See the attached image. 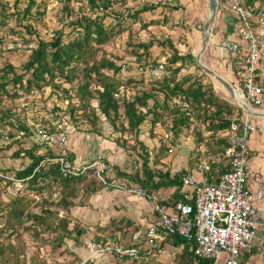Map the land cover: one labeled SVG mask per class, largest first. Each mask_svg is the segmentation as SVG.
<instances>
[{
    "label": "trees",
    "instance_id": "obj_1",
    "mask_svg": "<svg viewBox=\"0 0 264 264\" xmlns=\"http://www.w3.org/2000/svg\"><path fill=\"white\" fill-rule=\"evenodd\" d=\"M63 1L64 5L61 9L60 19L66 15H75L76 12L70 5L71 0ZM258 1L264 4V0H248L250 4ZM128 2L129 0H87L86 6L89 14L82 11L83 6H85V3H83V6L79 8L80 15L75 16L70 21L71 26L81 28L80 32L72 38L64 39L65 36L69 38V35L74 32L71 29L67 32L64 30L58 31L50 39L39 38L35 41L36 45L29 47L31 53L21 72H17L16 66L6 59L4 65L0 67V96L6 95L11 99H15L24 96V93L33 92L34 89L44 91L45 87L51 86L50 95L57 92L58 98L64 97L68 100L67 109H69L71 116L76 110H83L81 116L89 118L93 123V130L91 131L95 130L99 123L98 120H101L103 116L114 125L115 130L121 131L122 134L123 132H134L137 141L139 140L140 125L147 119L149 114L154 116L152 126L159 122L165 123L167 119H171L170 123L165 126L172 133L173 141L174 139H180L184 128H189V125L195 119L201 118L207 124V131L211 133L208 139L201 132L198 133L196 146L192 151L194 157L190 160L191 165H194L196 161L204 158L208 159L210 156L223 151L227 146V142L225 137L221 136V133L230 128L231 118L240 117L243 109L233 101L224 99L215 91L213 85L205 87L193 75L180 76L185 63L187 61H193L192 63H194L195 59L192 53L180 54L171 37L157 40L158 45L173 49V53L166 56L168 74L162 79L153 80L152 86L137 91L133 99H128L125 95H122V86H128L130 83L136 86H144V78L139 81L131 78L126 81L121 80L118 74L123 65L126 64L119 65L114 59L107 56L105 50H102L101 57H98V53L102 45L114 40L117 36H121L129 26L124 21L122 23V15L117 14H114L117 16V23L106 25L105 15L109 13L115 4L119 3L125 6L129 4ZM224 4V0H219V5ZM161 5L160 2H147L140 10H135L132 17L134 20L136 18L140 19L143 12L155 10ZM169 5L167 4L165 8L164 6L161 7L168 8V11L169 9L177 11L181 8L179 3H169ZM12 8L13 10L9 14L6 6L3 5L0 17L13 18L14 16L18 24L26 28L29 33H33L34 28L31 29L30 23L24 27V20L29 22L37 20L46 12V8L42 7L39 0H15ZM165 19H169V16L166 15ZM5 22V20H0V24ZM19 31L22 30H16L15 27H12V33H18ZM127 38H129L127 46L131 48L126 53L130 56L129 61L139 63L142 68L146 64L150 67L158 65V60L150 57L149 50L154 44L153 41L150 43L131 42L130 32ZM162 53L165 52L162 51ZM120 59H123V57ZM127 64H129L128 61ZM194 65L200 69L196 63ZM105 70L107 72L112 71V73H107ZM65 83L71 84V86L67 88L64 86ZM20 90L23 93H19ZM59 91L61 93H58ZM160 92L162 97L159 95ZM74 99L78 103L73 102ZM177 100H179V103L176 102ZM149 101H153V103L150 104ZM15 109L17 108L1 105L0 100L1 124L3 127L9 126L8 130H5L6 134L3 133L4 128L1 129L3 131L0 130V138L3 137L2 144L5 148H10L14 143L21 144L23 138L33 134L30 124L20 118ZM18 109L22 108L18 107ZM50 110L55 119L65 121L61 114L60 105L56 103ZM120 119L121 125H118L117 121ZM124 120L127 121V124ZM32 127L34 130L35 127ZM218 134L219 137H217ZM122 136L123 144H125L124 135ZM162 146L167 149L166 144ZM200 146L205 147V150H201ZM142 147L143 153L140 154L142 158L141 171L136 169L132 175L120 171L118 172L120 179L127 178L137 181L150 192H157L163 187H174V192L169 200L174 201L180 198L181 177L187 172L171 174L169 170L164 172L161 169H152L149 165L147 146L143 144ZM41 148L44 150L41 151ZM14 154L30 160L24 168H10L14 170L16 180L27 182L31 189L32 186L36 187L39 182H42L40 186L35 188L38 190L37 192H42L50 187L52 183H57L62 194L56 199H52L50 196L35 204L33 203L34 199L26 196H17L13 200L5 223L1 225L2 222H0V233H6L3 239L0 235V264H47V260L39 253L33 254L30 263L27 262V241L34 242L40 247L48 244L52 253L59 252L61 256L76 257L75 253L68 251L67 242L79 243V237L85 232V228L78 225L70 228L72 219L66 215L59 217V210L72 206L74 198L81 189L87 194L101 190L106 185L101 181L100 183L96 176L91 178L89 174H86L92 171L90 169L86 173L77 176H63L60 173L59 164L52 162V159L56 157V152L46 143H36L29 147L20 146ZM158 161L157 157L155 162L158 163ZM10 169L0 166V173L6 174L7 170ZM217 169L219 168L212 164L213 172ZM220 170L222 169L220 168ZM215 175H218V171ZM2 180L12 183L11 180L0 177V181ZM108 180L113 181L110 178ZM107 188L111 189L112 186L108 185ZM36 207H39L40 210L36 211ZM132 223L130 219L121 218L112 225L117 227L123 225L127 228ZM23 233L26 234L25 237ZM45 233H49L50 236L44 237L43 234ZM108 236L110 237L104 238L106 241L108 239L120 241L117 234L111 233ZM104 239L98 238L97 240L103 241ZM166 243L175 246L182 245V249L176 254L173 264H210L212 262L211 259L198 260L195 258L193 254L195 242L179 234L166 235L162 241V246ZM132 264L151 263L149 261H132Z\"/></svg>",
    "mask_w": 264,
    "mask_h": 264
},
{
    "label": "rangeland",
    "instance_id": "obj_2",
    "mask_svg": "<svg viewBox=\"0 0 264 264\" xmlns=\"http://www.w3.org/2000/svg\"><path fill=\"white\" fill-rule=\"evenodd\" d=\"M39 1L42 7L46 8L45 14L41 18H38L37 20H33L31 22L24 20L23 22L24 27L26 24L30 23L31 29L34 28L32 30L33 33H29L26 28H23L21 25H19L18 21L15 20L14 16L13 18L11 17L6 18L3 16L0 17V20L6 21L4 24H0V67L4 65V62L7 59L16 66L17 72H21L23 70L24 63L28 60V56L31 53V49H29V47L36 45L35 41H37L41 37L50 39V37H52V35H54V33H57L58 31L64 30L67 32L71 29L74 32L69 35L70 37L69 38H67L66 36L64 37L65 40L70 39L81 30V28H78L76 26H71L70 21L73 20L75 16L80 15L79 8L80 6H83L82 5L83 3H85V6H83L82 11L89 14V10L87 9L86 6L87 0H71L70 5L72 8H74L76 14L74 12L75 15L72 16L66 15L62 17V19H60V15L62 13L61 9L64 5L63 0H39ZM14 2L15 0H0V11L3 8V5H5L6 8L8 9V13L10 14V12H12L13 10L12 6ZM147 2H152V3L160 2L162 3L161 6H164V8L167 4L169 5V3L171 4L174 3L173 0H129L128 2L129 4L125 6L120 5L119 3L115 4L111 8L109 13L105 15V19H104L106 25H115L117 23L116 20L117 16L114 14H117L120 16L122 15L121 17L122 23L124 21L126 22V24H129L128 28L122 33L121 36H117L114 40H111L108 43L102 45L101 50L98 53V57H101L103 53L102 50H105L107 52V56L109 58L114 59L116 63H118L119 65L120 64L122 65L123 63L126 64L123 65L122 70L118 74L121 80L126 81L128 78H131L135 81H139L142 78H144V86L141 85L136 86L130 83V85L128 86L124 85L121 87L122 95H125L128 99H133L137 91H141L145 87L152 86L153 80L156 79L152 76V70L155 67H150V65L146 64L145 67L142 68L139 63L129 61L130 56L126 55L127 51H130L131 49L129 46H127V41L129 40V38L127 37L129 32L130 35L132 36V38L130 39L131 42L142 41L145 43H150L151 41H153L154 44L151 46L149 50L150 57H153V59L154 58L157 59L159 63L163 62L166 64V56H170L173 53V49L158 45L157 40H163L166 39L167 37H171L175 46L178 48V50L180 49L179 52L182 51V53H188V52L190 53L191 49H193L194 53L196 54V55L194 54L196 58L198 55H200V61L202 62H205V59H209L212 56V51L210 49V46L209 49L208 47H205L202 52L204 27L208 20V16L210 14L209 0H204V1L188 0L186 4H188L189 8L188 11L184 12L183 16L181 15V18H183L182 21L179 14L180 12L178 13V10L177 12L175 10H170V9L168 11V8L164 9L162 7L163 9L162 11H160L158 9L159 6L155 10L143 12L140 19L136 18V20H134V18L132 17V13L135 10H140L143 7V5ZM221 6L224 7L223 5H219V7ZM219 7L218 9L220 10ZM166 15L169 16V19H165ZM215 18H217V15L215 16ZM145 24L148 25L144 26ZM12 27H15L16 30L20 29L22 31H19L18 33H12ZM162 51H164L165 53L163 54ZM121 57H123V59H120ZM127 61L129 62V64H127ZM220 61L222 62V60ZM191 62L193 61H187L185 63L184 69L181 71L180 76L193 75L205 87H209L210 85H213L211 80H209L212 77H210L209 74H207L206 71L203 70L202 68L195 69V66ZM194 63H196V61ZM105 71L107 72V70ZM107 73H112V71H108ZM167 74H168V70H167ZM60 80L62 81V79ZM217 83L219 90L223 91L224 96L228 98V101H232V98H230L231 96L225 94V91L222 90L221 88V84L219 82ZM64 86L69 88L71 84L65 83ZM51 90H52L51 86L45 87L44 91L42 90L39 91L37 89H34L33 92H30L29 94L24 93V96L15 99H11L6 95L2 97L0 96L1 105H4L6 107L17 108L15 109V111L20 115V118H22L23 120H25L27 123L30 124V128L33 131V134L31 136H27L23 138L21 144L14 143L10 148H5L4 145L2 144L3 137L0 138L1 167L5 166L6 169H10V168L12 169L14 167L24 168V166H26V164L30 160L26 157L23 158V157L15 156L14 153L17 149H19L20 146L29 147L36 143H39L38 140L39 138L35 133L36 131L34 132L32 126L35 127L37 123L36 120H38L41 116L50 117L51 114L50 109L56 103L60 105L62 109L61 114L65 118V121H63L62 123L64 128L67 130L66 133L68 132L67 134L70 135L71 137L72 135L76 136L77 134L79 135L84 134L85 142H88L87 144L93 146L91 151H93V149L95 148L94 146L96 145L99 146V142L101 141L104 142V140H107L109 142L113 141L115 144L117 143L118 145H120L121 147L120 151L123 153L121 159H119V156L117 157L116 154H114L113 150L109 146L110 145L109 142H106V144L103 146L104 149L106 148L107 150H103L104 152L100 151L103 157H107L110 159L108 163L111 168L107 173V176L110 179H112V177L115 179L116 178L120 179L119 177L120 175L118 174L119 170L133 171L136 166L140 165V162L142 160V158H140V154L143 153V147H142L143 144L147 146V149L149 151V165L150 167H152V169L154 170L161 169L162 171L169 170L170 173L174 174L175 171L178 169L177 166H179L182 159L183 161L185 159L188 160V157L190 155V150L193 147L195 148L194 141L196 143V138L198 137V133L201 132L206 139L209 138L208 136L211 133L206 129L207 124L203 121V119L201 120V118H199V119H195L189 125V128L183 129L184 131L180 139H174L173 141L172 133L168 131V129L165 126L170 123L169 121L171 119H167L165 123L159 122L154 126H152L154 119V116L152 114H149L147 116V119L140 125L138 141L134 132H123L122 134L121 131L115 130L114 125L109 120L105 119L103 116L101 120H98L99 123L97 124V127H95V130L91 131L93 130V123L89 118H84L83 116H81L83 110L78 109L74 112L73 116H71L69 113V109H67L68 100L65 99L64 97L58 98L57 92L50 95ZM19 93H23V91L20 90ZM58 93H61V91H59ZM159 95L160 97H162L161 92L159 93ZM224 96L222 97L224 98ZM73 102L78 103L76 99H74ZM176 102L179 103V100H177ZM149 103L151 104L153 103V101H149ZM18 107L19 108L21 107L22 109H18ZM124 121L125 124H127V121L126 120ZM1 122L2 121H0V130L4 128V131L3 130L1 131H3V133L6 134L5 130L7 131L9 126L3 127ZM120 122L121 119L117 121L118 125H121ZM69 126L70 128L72 127V129H68ZM165 132L170 134V137L166 138L164 136ZM122 135H124L125 144H123ZM222 135L223 133H221V136ZM217 137H219V134ZM163 144H166L167 149L163 148L162 146ZM74 145L77 146L76 143ZM98 149L99 148H95L96 153L99 152ZM40 150L42 151L44 149L41 148ZM203 150H205V148ZM54 151L57 152L56 150ZM157 157L159 159L158 163L155 162ZM111 159H115V160H111ZM94 161L95 160H92L90 162H87L86 164H90L91 162L94 163ZM113 165H116V168L115 167L113 168ZM193 168H194L193 174L196 177L200 178L201 173L196 169V165H193ZM11 169L7 170L8 172L5 174L6 178L4 177L2 178L9 179L12 181V183H8V181L6 180L0 181V222H2L1 225L5 223L6 218L8 217V213L10 211V207L14 202L13 200L17 196H26L28 198H32L34 199L33 203L35 204L38 201H42L44 198H49L50 196L52 199H56L62 194L60 193L61 188L57 183H52L51 186L48 187L46 190H43L42 192H37L38 190L35 188H37V186H40L42 182H39L36 187L32 186L33 188L31 189L30 185L27 182H23L22 180H16L14 170ZM90 170L92 171H89L86 174H89L91 178L95 177L96 173L94 169H90ZM96 178L99 182L100 181L102 182V180L97 176ZM122 181H126V178H124V180ZM111 182L114 186L117 187V189L119 188L118 184L120 183V181H116L115 183H113V181ZM104 184L106 185L105 188H107L108 185H111L110 181ZM119 189H121V191L126 193L125 189L123 188H119ZM51 192L53 193L51 194ZM85 194L86 192H84L83 189L78 191L77 196L73 200L74 201L73 205L66 209H60L58 215L60 217V213H63V216L66 215L70 219H72L71 224L69 226L70 228H73L75 225H78L84 227L85 229L89 227L90 231L94 232V230L96 229L92 224L93 221L87 222V220H85L81 215H79L80 208L78 209V206L80 203L84 201ZM88 198H89V202L87 203L89 204H87L86 206V210H87L86 212L88 214H95L100 209L110 207V205L107 206L103 205V207L100 206L96 210V208L94 209L91 206V204H93L94 206L93 198H91V196H89ZM88 198L86 200H88ZM35 210L39 211L40 208L36 207ZM105 231H109L110 233L111 230H105ZM0 235H1V239H3L6 233L2 232L0 233ZM23 236L25 237L26 234L23 233ZM43 236L48 237L50 236V234L45 233L43 234ZM123 238H125V236H123ZM82 241H87V239L83 238ZM74 244L75 243H73V241L67 242L68 251L73 252L75 254H77V252H80V250L82 251V249H79V247H77ZM70 249H74V250L71 251ZM26 252H27L26 257L28 263H30V258L35 253H39V255L43 256L47 260V264H54L65 260L66 261L78 260L77 255L76 257L73 256L68 257L67 255L61 256L59 252L52 253L51 247L48 244L40 247L37 246L34 242H29V241H27ZM88 254H89V250L87 249V255ZM86 256L82 255V258ZM251 260H254V258H252ZM130 261L132 263V260ZM247 264H253V263H250L248 261Z\"/></svg>",
    "mask_w": 264,
    "mask_h": 264
},
{
    "label": "built area",
    "instance_id": "obj_3",
    "mask_svg": "<svg viewBox=\"0 0 264 264\" xmlns=\"http://www.w3.org/2000/svg\"><path fill=\"white\" fill-rule=\"evenodd\" d=\"M224 1L235 21L233 37L223 41L222 46L237 79L233 102L243 109V114L232 118L230 128L223 132L227 147L198 162L203 172L201 179L192 174L182 175V192L177 200L164 201L162 195L126 181L118 184L131 194L145 197L153 206L157 220L147 230L149 246L146 249L92 238L74 244L89 250L86 257L82 258L77 252L78 260L54 264H96L102 256L149 261L169 234L194 241L195 258L211 259L210 264H243L241 258L254 248L264 255V177L250 164L253 153L249 145L252 134H264V118L252 111L264 105V4H250L248 0ZM166 74L163 62L152 70L156 79ZM36 122L34 132L41 137L39 143H46L57 151L52 162L59 164L63 176H77L94 169L96 176L108 183L107 173L111 168L108 162L77 164L71 160L63 120L55 119L51 113L50 117L41 116ZM164 136L168 138L170 134L165 132ZM212 164L219 169L213 172ZM175 173H182V169L178 168ZM0 177L6 178V175L0 173Z\"/></svg>",
    "mask_w": 264,
    "mask_h": 264
},
{
    "label": "crops",
    "instance_id": "obj_4",
    "mask_svg": "<svg viewBox=\"0 0 264 264\" xmlns=\"http://www.w3.org/2000/svg\"><path fill=\"white\" fill-rule=\"evenodd\" d=\"M173 1L176 4L179 3L181 5V8L178 9V13L180 12L179 14H180V18H181V15L183 16L184 12L188 11L189 7H188V4H186L188 2V0H173ZM200 1H204V0H200ZM258 2H260V1H258ZM223 6L224 7H222V6L219 7L220 10L218 9L219 10L218 14H216L217 18L214 17L213 23H212L210 30H209V37H208V42H207L206 47H208V49H209V46H210V49L212 51V56L209 59H205V62L201 61V63L203 65H205L209 70L214 72V73L206 72L207 74H209L210 77H212L209 80H211L214 89L219 94H221V96H224L223 91L219 90L218 83H217V82H219L221 84L222 90L225 91V94H228L229 96H231L230 98H232V101H233L234 95H235V90L237 87V79H236V75L234 73V70L231 69L232 66H230L228 63V61H230L229 58L225 57L226 56L225 50L222 46V43L226 39L233 37V32H234L233 24L235 21V16L230 11L229 6L227 4H224ZM158 9L160 11H162L163 8L160 6ZM182 20H183V18H181V21ZM190 53H192V55L194 56V59L196 61V64L199 66L198 58L200 55H198L196 58V56H195L196 54L194 53L193 49H191ZM180 54H186V53H182V51H180ZM221 58H225V59L221 62L220 61ZM193 65H194V63H193ZM194 66L196 69L197 68L196 65H194ZM231 73H232V75H231ZM214 74H217V76L219 78H217V76H215ZM222 80L224 82H226L227 84H229L233 88V91H232L233 94L228 89V87L224 83H222ZM224 98H226L228 100L227 97L224 96ZM261 107H263V108H261ZM252 111L257 116H260L259 118H264V105H262L260 107H256V108L252 109ZM242 114H243V112L241 113V115ZM232 118H234V117H232ZM68 129H72V127L70 128V126H69ZM66 131L67 130L65 129V132ZM67 136H68V145H69V148L71 151V156H72L71 160L73 162L80 164V163H87V162H90L92 160L97 161V159H99V160L101 159L105 162H108L110 160L107 157H103V155L101 153V152H104L103 150H107L106 148L104 149L103 146L106 144V142H109V141L104 140V142L103 141L99 142V146L98 145L94 146L95 148H99L98 149L99 152L96 153L95 148L93 149V151H91L93 146L92 145L90 146L89 144H87L88 142H85L84 134L83 135L77 134L76 136L72 135V137L67 134ZM75 143L77 144V146L74 145ZM109 144H110L109 146L113 150L114 154H116L117 157L119 156V159H121L123 153L120 151V148H121L120 145H118L117 143L115 144L113 141L109 142ZM249 145H250V147L252 149V153H253V156L250 160V164H251L253 170L261 173L264 177V134L261 132H257V133L252 134L251 137L249 138ZM73 146H75V147H73ZM194 146H196L195 141H194ZM200 148L203 150L205 147L200 146ZM192 149L190 150V155L188 157V160L185 159L183 161V159H182L179 166H177V167L182 169V173L187 172V174L194 175L193 174L194 168L190 162L191 158L194 157V155H192ZM183 157H184V155H183ZM140 158H141V156H140ZM111 160H115V159H111ZM199 161H196L194 165H196V169L201 173V177L198 178L195 175L194 176L198 179H201L203 176V172H201L197 166ZM141 165H142V160L140 162V165L136 166L133 171L128 170V171H123V172L132 175L136 169L141 171V169H142ZM114 167L116 168V165H113V168ZM166 171H164V172H166ZM118 172H120V170ZM171 174H173V173H171ZM112 179H113V183H115L116 181H120V182L122 181L121 179H117V178L115 179L113 177H112ZM126 182L129 184H133L135 186H138V185L142 186L139 182L134 181L132 179L126 178ZM110 186H112L111 189L103 188V189L98 190L96 192H91V193L85 194L84 195V201L79 204V206H78V209L80 208L79 209V215H81L85 220H87V222L93 221L92 224L96 229L93 232V231H90L89 227H87V229H85V232H83L80 235L79 243L83 242L82 241L83 238H86L87 240H89L91 238H96V239L102 238V239H104V238H109L110 236H108V235L113 233V234L118 235L117 237H119V239H120L119 242L121 244L129 245V246H136V247H139L141 249H146L149 246V240L147 237V230L157 220L153 206L150 203H148V201L145 199V197H142V196H139L136 194H128L130 192H128L127 190L125 193V192L121 191V189H119V188L117 189V187L114 186L113 184ZM142 187H144V186H142ZM174 189H175L174 187H169V188L163 187L159 191L151 192V193H154V194L158 193L164 197V201H167V200H169L171 194L174 192ZM181 192H182V189H181ZM89 196H91V198H93V200H94L93 201L94 206H93V204H91V206L94 209L96 208V210H97L100 206L103 207V205L104 206L110 205V207L100 209L95 214H88L86 212L87 211L86 206H87V204H89V203H87V202H89V198H88ZM87 198H88V200H86ZM111 205H112V207H111ZM121 218L130 219L133 223L131 224V226H128L127 228L124 227L123 225H120L119 227L113 226L114 222L119 221ZM126 224H127V222H126ZM105 230H111V231L109 233V231H105ZM91 235H94V236H91ZM123 236H125V238H123ZM108 240H112V239H108ZM103 241H106V240L104 239ZM112 241H116V240H112ZM79 249H82V251L80 250V253L82 255H87V249H83V248H79ZM181 249H182V245L181 246H175L171 243H166L164 246H162V242H160L159 250L156 251L151 256L149 263H151V264H173V261L176 257V254ZM252 258H254V260H251ZM241 260H242L243 264H247L248 261L250 263H253V264H262V263H264V255H260L259 252H257L256 248H254L251 253H248L245 256H243L241 258ZM96 264H132V263L130 260L129 261L128 260L123 261V260H119V259L114 258V257L102 256V257H99L97 259Z\"/></svg>",
    "mask_w": 264,
    "mask_h": 264
},
{
    "label": "water",
    "instance_id": "obj_5",
    "mask_svg": "<svg viewBox=\"0 0 264 264\" xmlns=\"http://www.w3.org/2000/svg\"><path fill=\"white\" fill-rule=\"evenodd\" d=\"M209 7H210V15H209L208 20H207V22L205 24V27H204L202 51L204 50V48L207 45L208 37H209V30H210V27H211V25L213 23L214 17L217 14L218 7H219V0H209ZM198 64L206 72L214 73L211 70H209L205 65H203L201 63L200 56L198 58ZM214 75L217 76V74H214ZM217 78H219V77L217 76ZM222 83H224L228 87V89L231 91V93L233 94V92H232L233 88L229 84L224 82L223 80H222ZM37 137L39 139H41V137L39 135H37Z\"/></svg>",
    "mask_w": 264,
    "mask_h": 264
}]
</instances>
